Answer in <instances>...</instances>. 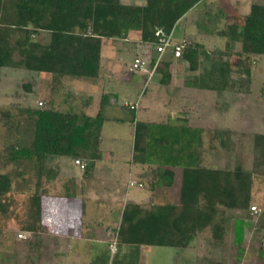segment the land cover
Wrapping results in <instances>:
<instances>
[{"label": "trees", "instance_id": "16d2710c", "mask_svg": "<svg viewBox=\"0 0 264 264\" xmlns=\"http://www.w3.org/2000/svg\"><path fill=\"white\" fill-rule=\"evenodd\" d=\"M200 1L145 0V5L141 7L125 5L120 0H0V69H23L50 75L53 81L63 77L96 79L100 73V52L104 41L124 39L128 33L134 32L139 35L141 43L155 46L160 38L169 37L175 24ZM211 20L224 21V29L215 32L217 36L225 38L227 44H240L238 51L214 50L211 53L223 55V58H212L208 72L212 82L210 89L230 90L231 65L229 69L222 66L228 64L224 55L236 57L237 61L264 56V3L252 4L245 15H230L218 10ZM159 30L162 34L156 35ZM41 33L48 35L45 45L35 41ZM181 44L180 58L188 64L189 71H196L203 45L193 39ZM237 71L242 72L240 69ZM242 73L247 76L249 70L245 69ZM163 79H170L167 64H163ZM23 86L31 92L29 85ZM109 104L110 97L102 94L94 117L70 110H55L50 99L41 103L42 107L38 109L18 106L20 114L33 119L32 138L27 145H8L5 161H26L34 167L36 186L30 205L36 224L42 221V198L46 196L42 181H53L56 177L55 171L46 168L47 161L61 157L82 160V177L90 175L95 162L102 159L100 146L104 122H123L102 115L104 107ZM128 109L132 117L128 122L134 124L133 163L154 166L148 172L149 190L170 187L175 174L172 168L176 166H182L181 187L177 204L144 208L126 203L114 229L117 249L122 245L186 248L208 229L211 237L218 244L222 243L226 220L223 211L249 210L253 176L264 177V134L253 137L251 170L240 166L209 169L198 161L181 162L182 157L191 152V135L165 125L157 133L153 132L152 123L135 121V111ZM0 117L9 131L15 129L16 123L9 110H1ZM187 132L192 133L190 129ZM218 133L216 131V135ZM198 143L200 145V139ZM10 189L11 178L0 172L1 213L6 211L4 198ZM68 191L66 189L63 198L75 196L73 191ZM81 215H84V202ZM25 230L30 233L39 231L32 224ZM204 261L206 264H221L207 258Z\"/></svg>", "mask_w": 264, "mask_h": 264}, {"label": "rangeland", "instance_id": "374dc122", "mask_svg": "<svg viewBox=\"0 0 264 264\" xmlns=\"http://www.w3.org/2000/svg\"><path fill=\"white\" fill-rule=\"evenodd\" d=\"M208 1L213 2L206 6L201 12L202 15L208 14L209 16H213L218 10L227 12L230 15H236V13L245 15L249 12L248 5L264 3V0ZM201 14L199 13V15ZM183 23H185L184 20L181 24ZM186 26L190 32H196V29H199L200 34H198V39L208 46L207 37L210 36L205 31V21L200 18L197 23L196 12H193L189 16ZM213 27L212 29L210 26L208 27L211 30L210 32L214 30L215 33V31L224 29V21L218 20L213 24ZM214 38L216 47H219V45L222 47L224 40L218 37ZM47 40L48 35L46 33H41L35 38V41L40 44L42 43V45L47 44ZM108 42L110 41H104L102 54L104 55V66L109 65V67L104 68L107 72L99 79H81L76 81L77 79L72 80L73 78L71 77H63L60 79L61 83L56 85V81H53L50 75H39L23 69H0V111L9 110L13 114L16 123L15 129L9 131L0 117V172L9 175L11 178V189L4 198L6 211L5 213L0 212V264H44L46 262L44 257L47 256L48 250L47 247H44L43 242L47 240L46 236L50 234L48 222L53 219L52 222H60L63 224L65 220L64 218L62 220L61 217L65 213V209L74 218L79 217L81 214L79 207L80 197L71 198L72 200L67 204L68 207L65 206L66 200L62 199V196L66 193V189L70 192H75L73 190L74 181L71 177L74 176V173L80 177L81 170L73 164L74 160L71 158L61 157L58 160H61L64 165L62 170L57 160H48L46 163V168L55 171L56 177L53 181L45 179L42 181V188L46 192V196L42 198L43 215L41 223H35L33 209L30 205V198L36 186L34 167L32 163L26 161L17 163H7L5 161V150L8 145L14 143L27 145L32 138L34 128L33 119L28 118L25 114H20L18 106L21 108L38 109L42 107V105L38 104L39 102L44 104L46 100L50 99L52 101V107L55 110H70L77 114L94 117L98 112L101 93L104 92L108 97H111L112 93L116 92L115 97L113 96L114 104L110 101V104L107 105L109 107L103 109L102 115L109 119L121 120L123 122H128L132 118L131 114L126 110L128 108L123 106V103H135L137 95L142 96L141 94L144 92V83L142 80L137 85L129 83L127 81V68L123 73L120 72L118 74L115 71L113 72L112 64L108 63L112 44ZM125 46L127 47L124 48ZM133 46V43L126 42L123 45V49L119 47V51H123V54L119 55L121 58L120 62L124 61V63H129L130 66L132 65L134 54L132 51ZM235 46V43H231V51H235ZM126 49L130 51L129 54L126 53L128 51ZM204 51H206L204 53L207 56L202 58L201 70L210 68L213 57L219 59L223 56L219 54L209 56V51ZM228 51L229 49L225 52ZM224 56L227 57L224 59L228 64H222V66L224 65V68H227L229 64L231 65L230 69L228 67L232 82V87L229 90L231 97L225 100V102L222 99L218 100V109L220 111L225 109V112L231 115L230 167L233 169L236 166H240L244 170H251L253 137L255 134H264V56L251 57L250 59L242 58L238 61L236 57L230 58L227 55ZM238 69L242 70V72L248 69L249 75L246 76L244 73L238 72ZM23 85H29L31 92H27ZM134 86L136 87L135 91L128 92V88L132 87L134 89ZM164 103L166 104V101ZM158 104L156 101L152 108L156 105L158 106ZM173 106L176 107L175 104ZM169 108H172V105ZM144 116L146 114L141 109L138 114V119L142 121ZM162 127L163 122H158V124L155 122L151 125L152 131L156 133ZM127 128H130L127 124L113 120H108L104 124L102 127L103 144L101 146L103 156L107 157L108 150L116 149L117 151L118 149V156L126 162L129 161V156L133 157L131 151L130 153L127 152L129 151ZM208 135L209 137L212 136L211 130L208 131ZM112 137H115V139L112 140ZM228 153L226 152L227 156ZM150 168H154V166L146 168L147 175L146 180H144L145 186H143L145 189H149L150 187L148 184V177L150 176L148 172ZM69 180L72 183H69ZM145 191L138 188H131L132 195L143 196L146 193ZM251 197L253 200L251 206H256L259 213L252 214L250 209L246 211L224 210L223 216L226 220L222 243L218 244L211 237L209 229L206 230L194 239L198 244L201 243L202 247L194 243L195 248L192 256L199 255L200 257L198 256V259L193 258L190 264H206L204 261L206 258L218 261L221 264H264V177L258 175L253 176ZM92 199V201H88L85 204L86 217L83 219L86 222L85 224L93 223L97 220L101 221L104 214H106V209L104 211L99 210L97 206L99 203H107L101 201L102 196L97 195ZM95 200L99 202H95ZM159 203L163 204V201L161 202L155 198L145 202L142 206L144 208H150L154 205H159ZM114 204L116 207V201ZM75 220L77 221V218ZM72 222L76 223L73 220ZM29 224L38 227L39 231L26 232L25 228ZM19 234L23 237L18 238ZM233 234H235V242H233ZM82 244H85L84 241L81 244L78 243V245L82 246L81 252L84 255H97L98 249L84 247ZM108 252H111L110 248ZM116 252L117 249L113 248L111 253L114 255ZM175 252L187 254L189 251H182V249L177 248L148 247L144 251L145 258L143 264H184L186 259L174 256ZM148 254L150 257L147 256ZM207 255H210V257ZM103 260H105V257H103ZM95 264L99 263L95 261Z\"/></svg>", "mask_w": 264, "mask_h": 264}, {"label": "crops", "instance_id": "0c3cea01", "mask_svg": "<svg viewBox=\"0 0 264 264\" xmlns=\"http://www.w3.org/2000/svg\"><path fill=\"white\" fill-rule=\"evenodd\" d=\"M120 1L125 5H135L141 7L145 5V0ZM212 2L213 1L202 0L198 4H196L185 16H183L175 24L169 36L172 43H181L188 39H193L203 45V49L199 52V67L196 71H189L188 64L182 58H174L171 51H167L162 56L160 64L158 65L160 68L158 69L157 67L158 70L156 69L155 72L151 76H149V72L152 70V66L156 59L154 46H147L141 43L139 41V35L134 32L128 33V35L124 39L111 41L109 40L110 42L108 43L112 44V49L109 55L110 57L108 58V63L112 64L113 72L115 71L118 74L120 72H125L127 68V81L129 83L137 85L140 80H142V82L144 83V92L141 94L142 96L137 95V100L135 103H133L137 105V109L135 110V121H141V119H138V114L142 109L143 113L146 114V116H144V119L141 122H156L157 124L158 122H163V125L165 126L176 127L178 130L180 129L182 133H187L188 136H192V141H190L191 152L190 154H186L184 157H182V163H184V161L187 164L195 163L198 161L197 163L200 162L201 165H205L209 169H226V166L227 169H231V155L229 151L231 143V134L229 132H231L232 130L230 119L231 115L228 112L226 113L225 109L222 110L223 112L218 109V100L222 99L225 102V100H228L231 97V93L225 88L218 91L211 90L210 88L212 87V82H210V79L208 77V72L211 66L207 70H201L202 58H205L207 56L205 55L204 52L206 51L204 50L209 51V56H211V53L214 50H220L224 52L228 49L231 50V43L227 44L226 39L217 36L214 33V30L210 32V28L212 29L213 24L217 22L216 20L214 22L211 20L213 19V16H209L208 14H201L206 6H208ZM248 6L250 9V5ZM193 12H196L197 14V23L200 18L205 21V31H207V35L210 36L207 37V41L209 43H207L208 46L203 41L198 39V34H200L199 29H196V32H190L188 30V27L186 26L189 16ZM199 13L201 15H199ZM183 20L185 21V23L181 24ZM178 26L180 27L179 29ZM209 26L210 28H208ZM214 37H218L224 40V44L222 45V47L220 45L219 47H216ZM126 42H131L134 45L132 49L134 53L132 59L134 60L135 58H140L144 62V66L140 71H138L137 74L136 72L128 73V68L130 66L129 63H124V61L120 62L121 58L119 55H122L123 51H119V49L121 47V49H123V45L126 44ZM103 44L101 46L100 52V73L99 77L96 79L104 76V73L107 72V70H104V68L109 67V65L106 67L104 66V55L102 54ZM235 45V51H238L240 49V44L235 43ZM126 47L127 46H125L124 48ZM126 53L129 54L130 51L128 50L126 51ZM163 64H167V72L170 74L169 80L163 79ZM72 80L76 79L73 78ZM78 80L81 79H77L76 81ZM56 83V85L60 84L61 80L56 81ZM135 88V86L134 89H132V87H129L128 92L135 91ZM102 94L106 93L102 92L101 95ZM115 95L116 92H113L110 97V101H112V104H114L113 96L115 97ZM208 99L210 100V102ZM156 101L159 103L158 106L156 105L154 108H152ZM164 101H166V104L164 103ZM173 104H175L176 107H174ZM171 105L172 108H169ZM106 122L107 121H105L104 124ZM120 123L127 124L130 127L127 128L129 136V151L127 152L130 153V151L132 152V134L134 130V124L130 122ZM189 129L192 133L187 132V130ZM102 130L101 146L103 144ZM198 130L201 132L196 133V131ZM210 130L212 136L209 137L208 131ZM216 131L219 132L217 135ZM226 132L228 133V136H226ZM198 138L201 142L200 145L198 143ZM111 139L114 140L115 137H112ZM182 141L183 140H181V142ZM182 144L184 143L182 142L181 145ZM176 146H178V143H176ZM118 151V149L117 151L116 149L108 150V155L107 157H105L103 156V152L101 150L102 159L95 162L91 174L86 176V178L82 177L81 171L80 177L72 172L74 173V176L71 178H73V190H75V196L72 198L74 199L80 197V213L82 212V206L84 202V215L80 214L79 217H75L77 218L76 221L75 218L72 217V215H69L65 209V213L61 217L62 220L63 218L65 220L63 224H61L60 222H58L59 224L54 221L52 222L53 219L48 222L50 234L46 236L47 240L43 242L44 247H47L48 250L47 256L44 257L46 261L44 264H95V261H97V263L99 264H143V260L145 258L144 251L146 248L163 247L156 245H141L139 248H137L132 245H122L119 249H117L115 244L114 229L117 228L119 224L122 208L126 203L142 205L145 202L157 198L159 201H163V204H177L181 187L182 166H176L172 168L175 174L173 183L170 187H164L161 190L159 189L154 191L145 189L144 187H130L128 185L130 181L137 183L140 182L143 186H145L144 180H146L147 175L146 168L153 165L133 163L132 157L130 156L129 161L126 162L124 159L118 156ZM226 152H229L228 156L226 155ZM57 162H59V165H61L60 167L62 170L64 166L63 163L58 159ZM74 162L75 161H73V164L75 166H78ZM131 188H138L143 191L146 190V193L143 194V196L132 195ZM97 195L102 196L101 201L107 202L106 204H96L99 210L104 211V209H106V214H104L101 221L97 220L93 223L85 224L86 222L83 220L86 217L85 204H87L88 201H92V198L96 197ZM62 199L66 200L65 206H67L69 201L72 200L71 198ZM96 201L99 202L98 200H95V202ZM115 201L116 207L114 204ZM251 202H253L252 197ZM160 204L162 203H159V205ZM101 213L103 212L101 211ZM72 220L76 223H73ZM82 241H84L85 243L82 244L84 245V247L98 249L99 251L96 253L97 255H84L81 252L82 246L78 245V243L81 244ZM233 242H235V234H233ZM194 243L202 247L201 243L198 244V242H195L194 240V242L192 241V243L186 248H177L182 249V251H189L187 254H180V252H175L174 256L185 258L186 260L184 264H190L193 258L198 259L199 255L192 256L193 250L195 248ZM109 248L111 249V252L113 251V248H116L117 252L113 255V253L108 252ZM147 256H149V254ZM207 256L210 257V255ZM103 257H105V260H103Z\"/></svg>", "mask_w": 264, "mask_h": 264}, {"label": "built area", "instance_id": "2783aa9c", "mask_svg": "<svg viewBox=\"0 0 264 264\" xmlns=\"http://www.w3.org/2000/svg\"><path fill=\"white\" fill-rule=\"evenodd\" d=\"M159 34H162L160 30L157 31L156 35H159ZM182 48L183 47H182L181 43H172L169 37L160 38L159 39V43L154 46V50H155V53H156V59H155L154 64L152 66V70L149 72V76H151L155 72L157 66L159 65V63H160V61L162 59V56L168 50H170L173 53V57L174 58H180L182 56ZM143 66H144V62L140 58H135L133 60L132 65L129 68V72H131V73L138 72V71H140L142 69ZM38 104L41 105V102H39ZM123 106H125V107H127V108H129L131 110H135L136 107H137L136 104H130L128 102H124ZM74 163L76 165H78L81 170L84 169V163H81L78 160H76ZM128 185L130 187H132V186H137L139 188L142 187V184L139 183V182L137 183V182L130 181L128 183ZM250 210L254 214H257L259 212V210H258V208L256 206H251ZM22 237L23 236L21 234L18 235V238H22Z\"/></svg>", "mask_w": 264, "mask_h": 264}]
</instances>
